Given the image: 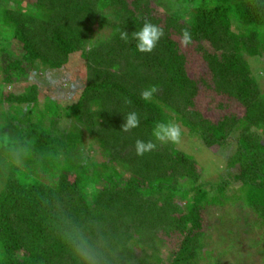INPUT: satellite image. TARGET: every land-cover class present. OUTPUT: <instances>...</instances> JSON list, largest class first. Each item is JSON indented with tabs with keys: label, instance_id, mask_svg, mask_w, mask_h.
I'll list each match as a JSON object with an SVG mask.
<instances>
[{
	"label": "trees",
	"instance_id": "16d2710c",
	"mask_svg": "<svg viewBox=\"0 0 264 264\" xmlns=\"http://www.w3.org/2000/svg\"><path fill=\"white\" fill-rule=\"evenodd\" d=\"M24 1L0 9V52L4 41H16L29 74L58 71L77 52L82 63L72 104L62 107L31 83L22 94L0 95V105H25L0 114V152L17 154L0 171V264H163V237L174 232L183 239L172 264H197L206 236L201 213L223 205L233 181L236 201L264 224V93L245 60L264 63V0H157L161 17L150 0ZM93 27L111 35L92 46ZM175 35L200 50L209 44L215 53L203 57L213 90L243 105L242 117L213 123L193 111L198 83ZM22 65L0 68L4 85L28 75ZM174 126L207 147L238 133L233 178L205 184L210 191L187 188L198 178L196 164L166 143ZM90 140L106 162L90 159Z\"/></svg>",
	"mask_w": 264,
	"mask_h": 264
},
{
	"label": "rangeland",
	"instance_id": "374dc122",
	"mask_svg": "<svg viewBox=\"0 0 264 264\" xmlns=\"http://www.w3.org/2000/svg\"><path fill=\"white\" fill-rule=\"evenodd\" d=\"M15 1L17 0H0V9L11 11L15 9ZM35 0H25L24 5H32ZM151 1V9L155 16L163 15V8L159 7L157 0ZM165 1V0H164ZM201 0H196L194 6L198 5ZM190 6V5H189ZM191 6L190 8H193ZM24 7V6H23ZM108 18H113L107 11ZM3 16L0 21L3 24ZM111 29H98L93 27L91 33V45L96 46L99 42L106 40L111 35ZM173 39L179 45L180 53L185 56V68L188 77L198 83V92L194 99L193 111L202 115L203 118L217 123L224 117L234 116L240 118L245 113V108L236 100L228 99L221 96L213 90L210 82V71L207 62L204 60L203 50L211 52L209 44L202 43L203 50H200L197 43H186L184 39L174 36ZM4 51L0 52V68H4L10 61H21L22 66L27 69L28 75L21 77L13 75L11 84H3L2 73L0 72V95H18L25 91L28 84L38 85L40 90L45 91L51 98L57 101L62 107L72 104L76 101L77 93H73L70 98L69 92H76L77 84H74L73 78L78 77L81 67L80 53L77 52L69 58L67 64L62 69L36 71L29 74V65L24 61V51L19 44L13 39H8L3 43ZM218 57H222L221 53H216ZM245 60L251 68V76L257 79L261 90L264 93V63L259 58L246 56ZM79 78V77H78ZM5 86L4 88H2ZM43 97H40L38 104H43ZM25 105L7 102L0 105V114H15L23 111ZM1 122V120H0ZM180 128L174 126L170 136L166 138V143H173L174 149L180 153L190 156L196 164L195 184L188 183L187 188L198 185L216 186L223 178L231 179L235 175L236 168H229V161L241 149L238 145L239 134L234 133L222 147H207L205 143L196 136H190L187 133L180 134ZM252 135L257 134V130L251 131ZM88 156L97 164L106 162L107 159L103 155L99 145L88 142ZM1 149V148H0ZM17 154L13 152H0V171L7 173L9 163L16 159ZM4 173V174H5ZM127 177V176H125ZM206 186V185H205ZM239 183L233 181L226 189L225 196L229 198L223 205H213L202 211V231H205L204 248L202 249V257L197 264H264V224L261 219L250 208L246 207L242 201H236L241 192L238 190ZM207 190H211L210 186H206ZM212 193V192H211ZM183 192L175 194L177 205H183L180 199ZM165 243L160 248L159 258L163 260V264H172V257L179 250L183 236L180 233L171 234L169 237L164 236ZM138 255L140 250L138 249ZM150 253V251H148Z\"/></svg>",
	"mask_w": 264,
	"mask_h": 264
}]
</instances>
